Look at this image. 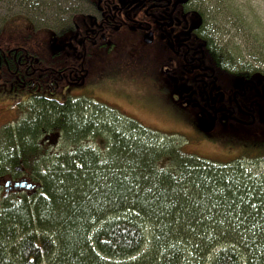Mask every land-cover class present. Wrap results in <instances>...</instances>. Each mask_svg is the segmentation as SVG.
<instances>
[{
    "label": "trees",
    "instance_id": "16d2710c",
    "mask_svg": "<svg viewBox=\"0 0 264 264\" xmlns=\"http://www.w3.org/2000/svg\"><path fill=\"white\" fill-rule=\"evenodd\" d=\"M27 48L35 56L37 49ZM58 54H41L44 81L65 67L68 56ZM17 77L8 86L33 94L18 103L21 120L0 125V179L35 188H15L2 205L0 264H264V176L243 166L244 159H264V146L230 162L208 161L172 136L118 120L105 105L95 116L110 123L84 118L91 108L80 99L45 97ZM54 132L69 149L52 155L44 139ZM101 135L109 139L104 152L86 142ZM181 237L191 259L173 243ZM146 244L156 248L130 259ZM217 246L223 249L208 262Z\"/></svg>",
    "mask_w": 264,
    "mask_h": 264
},
{
    "label": "flooded vegetation",
    "instance_id": "af4514ba",
    "mask_svg": "<svg viewBox=\"0 0 264 264\" xmlns=\"http://www.w3.org/2000/svg\"><path fill=\"white\" fill-rule=\"evenodd\" d=\"M213 12L207 0H0V90L11 87L8 81L18 75L43 93L65 84L74 88L79 80L93 77L100 63L131 50L140 66L148 68L142 70L150 81L164 79L161 89L173 104L192 110L189 127L204 137L201 144L216 141L212 136L221 127H235L249 130L251 136L233 145L259 150L264 146V72L233 63L213 35L214 24L208 19ZM14 15L26 16L29 28H11L35 33L36 38L14 41L9 33L8 39L6 25ZM43 32L48 37L40 38ZM35 42L34 56L27 46ZM53 42L66 48L54 51ZM42 43L52 55L68 56L65 67L54 70L57 74L49 81H44L45 69L39 66ZM61 58L56 56L57 61ZM105 90L114 91L108 84ZM258 140L262 142L256 146ZM7 187L9 193L19 188L15 183Z\"/></svg>",
    "mask_w": 264,
    "mask_h": 264
},
{
    "label": "rangeland",
    "instance_id": "374dc122",
    "mask_svg": "<svg viewBox=\"0 0 264 264\" xmlns=\"http://www.w3.org/2000/svg\"><path fill=\"white\" fill-rule=\"evenodd\" d=\"M208 3L211 7L213 6L214 10L212 15H208V19L214 24L212 28L213 35L218 44L231 57L233 63L239 66L251 64L252 67L264 72V0H207ZM1 22L0 17V24ZM7 24L6 33L13 35L26 31L11 27L29 28V21L24 15L12 16ZM39 36L41 38L48 37L47 33L44 32L39 33ZM36 45L37 42L33 44L34 47ZM42 47L43 49H48L47 43H42ZM143 68L145 66H140L137 62L136 54L131 50H126L122 55H115L114 59L106 60L103 66L100 63L97 70H95L96 73L93 74L96 77H88L85 81L79 80L74 88L69 89L67 84H65L61 89L54 92L45 91L43 95L58 101H64L68 97L80 99L83 101L86 109L91 108L89 111L90 115L85 113L83 114L84 118L94 117L96 109L100 107L103 109L104 106L102 105H105L112 108V110L108 108L104 110L119 116H116L118 120L123 121V118L127 117L136 120L149 130L152 129L151 131L159 135L167 134L168 136H172L178 145H182L183 151L208 161L230 162L246 155L242 145L233 144L248 136L250 137L251 132L249 130L235 127H221L222 129L215 132L212 136L216 141L211 142L205 139L208 143L201 144L200 140L204 137H200L196 131L189 127V123L193 119L192 110L181 107L179 104H173L161 89L162 85L165 84L164 79L156 76L158 79L153 78L155 80L150 81L142 70ZM145 71L147 72L148 68H145ZM106 77L108 79L104 82ZM112 82L114 85H112ZM107 84L111 85L114 91L108 92L105 90ZM31 94L33 92H23L11 87L5 88V90L1 89L0 96L8 98L0 101V125L16 123L21 120L24 115L18 103L28 99ZM103 119L110 120L107 121L108 123L112 120L105 114L104 116L96 114L95 120H100L97 122H103ZM120 125L122 124L119 122L115 127L118 130L127 132ZM229 138L230 140L226 141ZM260 138L264 139V130L261 132ZM108 141L107 136L105 139L101 135L88 138L86 142L90 143V145H95L97 149L104 152ZM259 141L261 140L254 141L253 143L258 146L256 142ZM44 143L46 144L47 151L52 155L69 149L57 132L48 134L44 139ZM253 143L252 145H254ZM243 164L245 170L253 173L252 175L255 177H260L262 174L264 176V159L250 157L249 159H244ZM7 180L8 177L0 179V201L3 197H7L6 194L10 195L6 183ZM151 238L150 235L148 244ZM186 240L184 237H181L176 238L173 242L182 246L185 260L191 259L194 255L190 253V245ZM148 244L142 249L141 253L130 259H136L141 254L147 253L150 247ZM155 248V246H152L151 249L154 250ZM222 249V246H217L207 257V261H211ZM125 261L130 260L125 259L122 262Z\"/></svg>",
    "mask_w": 264,
    "mask_h": 264
},
{
    "label": "water",
    "instance_id": "95a60500",
    "mask_svg": "<svg viewBox=\"0 0 264 264\" xmlns=\"http://www.w3.org/2000/svg\"><path fill=\"white\" fill-rule=\"evenodd\" d=\"M66 48V45H56L55 42H53L51 44V49L54 50V51H62ZM10 183L8 182V185ZM15 186L16 187H20V188H25V189H31L32 188V184H30L28 181L26 180H21L19 182H16L15 183Z\"/></svg>",
    "mask_w": 264,
    "mask_h": 264
},
{
    "label": "bare ground",
    "instance_id": "6f19581e",
    "mask_svg": "<svg viewBox=\"0 0 264 264\" xmlns=\"http://www.w3.org/2000/svg\"><path fill=\"white\" fill-rule=\"evenodd\" d=\"M27 181V180H26ZM30 184H32V188L31 189H33L34 188V184L32 183V182H30V181H28ZM9 186V185H8ZM20 188V187H19ZM20 189H22V188H20ZM25 189V188H24Z\"/></svg>",
    "mask_w": 264,
    "mask_h": 264
}]
</instances>
